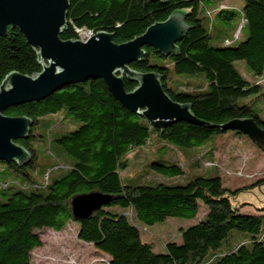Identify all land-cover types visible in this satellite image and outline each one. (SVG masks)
<instances>
[{"label":"trees","instance_id":"1","mask_svg":"<svg viewBox=\"0 0 264 264\" xmlns=\"http://www.w3.org/2000/svg\"><path fill=\"white\" fill-rule=\"evenodd\" d=\"M200 2L69 0L67 28L60 34L65 40L79 38L77 30L94 34L107 31L121 43L142 34L152 23L165 20L173 11H185L190 29L177 44L179 53L165 57L152 47H144V55L130 67L139 72H156L169 97L189 103L194 116L209 126L177 121L161 131L142 115L125 108L101 79L69 84L44 99L8 107L4 114L33 120L29 136L16 140L32 158L26 165L0 161V174L17 172L25 176L23 180H31L25 169L33 167L36 160L34 142L46 138V132L54 128L52 115L62 113L71 125L77 126L51 137L56 150L53 157L64 159H59L65 164L63 172L50 175L52 166L46 181L40 186L32 184L31 188L21 184L10 188L7 181L1 183L0 264H30L31 251L42 244L36 230L60 231L72 221L77 225V238L106 255L107 264H264V214L241 213L230 201V194L245 187L230 189L217 175H197L183 184H130L124 183L120 174L127 166L128 154L145 146L152 136L189 148L230 131L218 126L234 118L253 117L264 129V117L249 104L238 103L250 95L264 99L260 81L264 83V0H243L241 24L232 29V38L224 37L215 45L210 43L212 35L200 14ZM216 8L224 20L234 16L227 6L217 4ZM36 50L17 28L8 27L0 35V83L11 71L26 75L39 72ZM238 60L244 61L249 73L260 79L250 82L236 68ZM192 78L201 79V84H192ZM136 84L124 79L127 91ZM190 84L191 90L181 88ZM57 165L58 162L54 164ZM149 166L167 177L182 173L175 163L151 162ZM263 183L264 178H260L250 186ZM92 191L107 195L108 203L89 217L76 219L71 199ZM200 203L206 207V214L180 228L179 241L166 240L162 251H156L150 241L142 238L140 227L123 210L153 226L170 217L194 219ZM234 229L244 232L245 238L231 248L226 239Z\"/></svg>","mask_w":264,"mask_h":264},{"label":"water","instance_id":"2","mask_svg":"<svg viewBox=\"0 0 264 264\" xmlns=\"http://www.w3.org/2000/svg\"><path fill=\"white\" fill-rule=\"evenodd\" d=\"M68 6L69 0H0V35L8 27L17 28L37 49L41 66L34 75L11 71L0 83V161L26 165L31 160V153L16 140L29 136L33 120L4 114L8 107L44 99L66 85L88 79H101L125 108L142 115L161 131L177 121L209 126L194 116L189 103L169 97L156 72H139L130 67L144 55V47H152L165 57L179 53L177 44L190 29L185 11L175 10L165 20L149 25L142 34L117 43L107 31H97L86 39H62ZM125 78L137 83L133 90L125 89ZM218 127L247 135L264 151V129L253 117L234 118ZM229 196L234 207L251 203L264 208V183ZM108 199L98 191L78 194L71 199L73 216L87 218Z\"/></svg>","mask_w":264,"mask_h":264},{"label":"rangeland","instance_id":"3","mask_svg":"<svg viewBox=\"0 0 264 264\" xmlns=\"http://www.w3.org/2000/svg\"><path fill=\"white\" fill-rule=\"evenodd\" d=\"M242 3L243 0H201L199 11L201 15H204V23L212 35L211 44L220 43L224 37L232 38V29L235 25L241 24ZM217 4L221 7L227 6L234 12L231 20H224L217 14ZM78 34L81 38H85L89 35V32L80 30ZM235 66L250 82L260 79V77L256 78L249 73L244 61H236ZM192 79V84H201L202 82L199 78ZM260 81L264 89L263 80ZM181 88L193 89L191 84L183 85ZM238 103L249 104L254 111L264 117L263 98L250 95L239 99ZM50 119H53L54 128L52 127L50 131L46 132V138L34 142L36 160L33 167H26L25 169L31 174V180H23L24 175L9 171V173L0 174V186L2 182L7 181L10 188L20 184L31 188L33 187L32 184L40 186L42 182L46 181L47 172L51 170L52 166L53 170L50 175L63 172L65 164L61 160L64 159L58 158L57 160L53 157L56 150L55 145L51 142V137L54 134L61 135L76 127L77 124L73 123L74 125H71L62 116V113L52 115ZM38 130L43 132L39 126ZM35 140L39 139L36 138ZM56 162H58L57 167L54 166ZM151 162L178 164L182 173L167 177L151 168L149 166ZM0 164L2 163L0 162ZM120 174L124 179V183L130 184L152 181L183 184L197 175H217L221 177L224 185L230 189L252 188L255 185L250 186L251 183L264 178V151L256 146L247 135L236 134L231 130L224 134L213 135L202 145L189 148L172 145L152 136L145 146L136 148L128 154L127 166L121 170ZM237 208L245 214H264V208L258 209L251 203H243ZM123 210H125L129 219H132L140 227L142 238L150 241L156 251H162L163 243L168 239L179 241V229L194 224L207 212L206 207L200 203L198 215L194 219L170 217L164 222L150 226L137 221L133 212L127 209ZM262 225L264 226V219ZM76 229L77 225L72 221L60 231L51 228L36 230L42 244L31 251L30 264H107V256L97 252L91 244L79 240L76 236ZM243 238H245L244 232L234 229L231 236L226 239V243L232 248Z\"/></svg>","mask_w":264,"mask_h":264},{"label":"bare ground","instance_id":"4","mask_svg":"<svg viewBox=\"0 0 264 264\" xmlns=\"http://www.w3.org/2000/svg\"><path fill=\"white\" fill-rule=\"evenodd\" d=\"M93 34H94V33L90 31V32H89V35H88L86 38L92 36ZM86 38H82V39H86Z\"/></svg>","mask_w":264,"mask_h":264},{"label":"built area","instance_id":"5","mask_svg":"<svg viewBox=\"0 0 264 264\" xmlns=\"http://www.w3.org/2000/svg\"><path fill=\"white\" fill-rule=\"evenodd\" d=\"M80 30H77V32L79 33ZM87 32H90V31H87ZM79 38H81V36L79 35ZM84 38V37H83ZM86 38V37H85Z\"/></svg>","mask_w":264,"mask_h":264}]
</instances>
